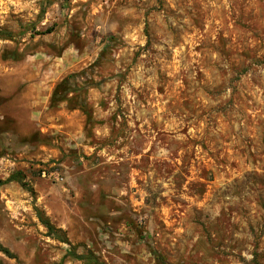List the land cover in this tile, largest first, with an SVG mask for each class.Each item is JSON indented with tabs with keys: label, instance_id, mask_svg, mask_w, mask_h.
I'll return each mask as SVG.
<instances>
[{
	"label": "rangeland",
	"instance_id": "rangeland-1",
	"mask_svg": "<svg viewBox=\"0 0 264 264\" xmlns=\"http://www.w3.org/2000/svg\"><path fill=\"white\" fill-rule=\"evenodd\" d=\"M0 29V181L29 187L0 182V264L69 249L36 209L104 264H264V0H0ZM81 70L90 123L49 106Z\"/></svg>",
	"mask_w": 264,
	"mask_h": 264
},
{
	"label": "trees",
	"instance_id": "trees-1",
	"mask_svg": "<svg viewBox=\"0 0 264 264\" xmlns=\"http://www.w3.org/2000/svg\"><path fill=\"white\" fill-rule=\"evenodd\" d=\"M17 34L18 33H14L6 29H0L1 38H13L17 36ZM96 85L97 83L89 77V74L86 72V70L68 73L53 86L49 97V106L56 107L61 102H65L69 109H78L83 112L86 116V122L90 123L92 121V117L91 107L87 100V91L90 87ZM10 181L18 182L26 189L29 188L26 187V183L23 181V176L19 171L9 174L3 181L0 182L4 183ZM36 216L41 224L47 229L48 234L52 238L69 245V249L60 259V261L53 264H62L66 257L84 260L87 262V264H104L103 262L99 261L98 258L84 245H79L81 247V252H77L76 247L71 245V243L68 241L64 231L61 228L55 227L38 209H36ZM0 251L10 258H16V256L7 247L0 245ZM153 252L157 258L163 260L156 251Z\"/></svg>",
	"mask_w": 264,
	"mask_h": 264
},
{
	"label": "built area",
	"instance_id": "built-area-1",
	"mask_svg": "<svg viewBox=\"0 0 264 264\" xmlns=\"http://www.w3.org/2000/svg\"><path fill=\"white\" fill-rule=\"evenodd\" d=\"M45 172H46L45 170H42L41 171V175L44 176L45 175ZM47 174H52V172H50V173L48 172Z\"/></svg>",
	"mask_w": 264,
	"mask_h": 264
}]
</instances>
